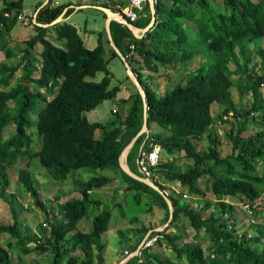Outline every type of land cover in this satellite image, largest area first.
Returning <instances> with one entry per match:
<instances>
[{
	"label": "trees",
	"instance_id": "trees-1",
	"mask_svg": "<svg viewBox=\"0 0 264 264\" xmlns=\"http://www.w3.org/2000/svg\"><path fill=\"white\" fill-rule=\"evenodd\" d=\"M1 2L0 39L5 41L6 34L11 33L24 10V0ZM124 3L123 7L128 6V1ZM52 4L53 0H50L45 6L49 9L42 21L39 18L43 9L37 14L38 23H52L71 5L52 7ZM146 8L149 15L145 23H149L151 12L149 6ZM139 19L132 24L143 28ZM49 33H55L58 40L65 41V48L50 42L47 39ZM111 34L145 90L148 128L152 124L161 128V132L152 134L154 143L174 158L161 162L153 175H159L167 183H177L189 195L200 197L197 207L184 199L189 196L187 193H177L173 189L168 193L170 188L156 181L161 193L122 170L120 157L145 123L144 99L129 76L127 89L130 94L127 100L122 99L123 103L131 102L127 114L122 116L116 110L114 119L106 124L88 122L86 113L94 111L106 100L116 99L122 92L120 85L111 86L112 73L108 69L110 59L121 61V58L111 48L105 31L99 32L97 47L89 49L77 28L67 22L49 28L37 26L36 35L25 42L24 48L15 50L4 42L0 48L5 56L0 62V198L5 197L10 185L9 169L17 168L21 186L39 208L46 209L30 170L34 158H39L53 179L62 183L68 180L72 171L84 168L101 172L110 170L122 176L126 191L154 195L166 210V221L171 216L166 195L174 207L171 218L174 231L153 232L152 236L160 235L154 246L166 245L175 259H162L151 253L153 246L141 251L143 261L136 256L126 264H264V248L261 252L255 249L258 244L264 245V222H252L248 229L237 234L235 203L227 201L229 198L243 200L256 217L261 208L256 202L264 195V172L260 174V169L264 168V129L254 135L247 134L252 122H264V96L259 92L261 85L264 86V46H260L264 41V0H159L156 23L143 38L138 39L128 26L117 21L111 22ZM39 44L43 47L41 59L34 55ZM197 57L204 61L191 70ZM15 59L19 61L15 63ZM180 65L185 69L189 67L185 72V83H172L165 94L160 95L154 87L155 75L162 69L166 72L180 70ZM232 65L234 69L230 68ZM19 71L21 75L17 77ZM98 73L105 74L100 82L90 80ZM179 78L182 79V75ZM13 80L15 86H12ZM233 88L241 93H251L252 105L245 109L236 105L231 92ZM41 101L46 104L39 111L36 124L41 138L38 149L30 131L34 125L30 113ZM214 103L224 106L222 115L234 114V127L228 135L232 152L226 157L221 155L223 145L215 124L219 120L227 122L222 116H213ZM255 113L259 115L255 116ZM12 125L15 133L5 137L6 128ZM208 131L211 132L207 147L198 150L194 141L202 140ZM145 140V135L136 140L128 156L130 162L133 159L135 162ZM144 148L150 150L148 142ZM182 153L192 162L185 171L177 158ZM24 156L29 157L28 163L18 168L19 159ZM134 173L142 178L138 170ZM113 181L104 174L85 182L75 181L81 197L64 201L63 218L54 221L49 232L40 227V239L36 234L34 239L22 237L16 213L12 224L0 222V237L10 235L24 255L52 252V264H59L66 256L67 264H105L102 235L108 231L111 210L96 214L90 233L80 231L78 224L87 215L89 205L96 204L89 192L107 187ZM202 182L206 184L205 191L199 186ZM207 194L213 199L207 198ZM11 197L15 199L14 194ZM134 197L140 204V193ZM211 207H215L211 217L204 218V210ZM184 220L197 233L207 232L211 239V254H206L198 243H183ZM150 229L143 227L142 236ZM250 230L254 231L253 235ZM119 235L123 243L124 231L119 230ZM32 242L35 247L30 249L28 244ZM12 244L9 242L4 246L0 243V264H26L13 261ZM77 251L83 256L82 262L73 255Z\"/></svg>",
	"mask_w": 264,
	"mask_h": 264
},
{
	"label": "rangeland",
	"instance_id": "rangeland-1",
	"mask_svg": "<svg viewBox=\"0 0 264 264\" xmlns=\"http://www.w3.org/2000/svg\"><path fill=\"white\" fill-rule=\"evenodd\" d=\"M48 0H24L23 8L24 10L22 13H24L26 16H33V22L32 24L24 21H18L16 26L13 28L11 33L5 36V41L3 39H0V48L3 45V42L8 44L9 47L15 48V50L19 48H24L26 46V41L30 40L32 37L36 35V27H40L35 22L36 13H39L40 10L43 9L42 13L40 14L39 21H42L43 17L48 13L49 8H45L46 3ZM59 1L60 3H66L72 2L74 4L81 3V0H55ZM166 2L167 0H163ZM220 1V0H219ZM258 1V0H254ZM0 0V9L2 8ZM41 5V6H40ZM75 7V6H74ZM75 11L72 15V17L67 21V23L71 24L72 26L76 27L79 31V34L84 39L87 40L91 39L90 42L86 41L87 45L90 48H93L96 45L97 42V34L93 33L90 34V32L93 30L96 26V18H98L97 27H100L102 24V16L97 13L94 9H86L84 12H79L78 9L74 8ZM83 9V8H81ZM99 15V16H98ZM105 25V23H104ZM103 30H101L102 32ZM100 32V31H99ZM47 39L52 42L54 45L60 48H65V41H60L57 39L55 33H49L47 36ZM95 44V45H94ZM260 46H264V41L260 43ZM43 50V47L41 44L37 45L36 50L34 52V55L41 59V52ZM110 57L107 56V59ZM5 60L4 53L0 50V61ZM114 60V61H113ZM19 59H15L14 62L17 63ZM204 60L200 57H197L195 61L193 62L192 66H190L191 70L197 69L200 64ZM260 60L258 59V62ZM13 62V63H14ZM189 67L187 66L186 69ZM231 69H234L235 66L232 65L230 67ZM109 71L112 73V87L114 86H121L122 92L118 95L116 99H110L104 101L102 104H100L94 111L86 113L85 116L90 123L95 122H101L103 124H106L114 119L113 110L117 109L119 111V114L122 116H125L127 112L129 111V108L131 107V102L123 103L122 99L124 97H129L130 89L128 88L129 80L127 79V71L125 68V65L123 62H121L118 58L110 59L109 65H108ZM180 70H172L166 72L162 69L160 74L155 75V83L154 87L156 91L160 95H164L169 86L173 84H177L179 82L185 83V72L186 69L184 68V65H180L178 67ZM258 70V69H257ZM21 75V72L19 71L17 73V77ZM182 75V79L179 78V76ZM104 73H98L95 78H90V80H93L95 82H100L104 78ZM237 78V77H234ZM16 85V81L13 80L12 86ZM43 92H45L43 90ZM233 99L236 103V105L242 107L243 109L250 107L253 103V96L251 93H241L237 88L231 89ZM259 92L264 96V86L261 85ZM125 93H127L125 95ZM127 97V98H128ZM127 98H124L123 100H127ZM47 99L50 100L51 97L47 96ZM45 102L41 101L34 105L31 113L30 118L33 122V126L31 128V133L33 135V139L36 143V148H41V138H39L37 134V120H38V114L41 108L45 106ZM14 104H12V107ZM116 106V107H114ZM220 106V105H219ZM222 109V106L218 108V104L214 103L212 105V111L213 116H219L218 112ZM259 113H255V116H258ZM221 116V115H220ZM253 116V115H252ZM219 120V118H217ZM227 119V120H226ZM225 121L227 123L222 124L220 121L217 122V125L215 126V129L220 137V140L222 142V149H221V155L222 157H226L231 154L232 152V144L229 140L228 135L230 134L231 130L233 129L234 125L233 122L230 120L228 116H225ZM264 129V122L260 123H254L252 122L250 126L248 127L247 134L254 135L258 131H261ZM151 132L152 133H159L161 132V128L157 126L156 124L151 125ZM142 132V131H141ZM211 131H208L205 136L200 141H194V143L197 145L198 150H204L208 145V135ZM15 133V126H9L6 128L4 135L5 137H9ZM100 134V132H98ZM134 153H137V149L134 151ZM177 158H180L179 165L181 166L182 170H186L188 166L191 165L192 162L185 159V157L182 154H179ZM173 157H169L166 153H163L162 162H167L173 160ZM29 157L24 156L19 159V162L17 164L18 168L25 166V164L28 163ZM132 168L137 172V169H135L134 159L131 161ZM30 170L32 171V174L35 179V185L36 188L39 191L40 199L45 203L46 209L43 210L39 208L32 197L27 193V191L21 186V184L18 181V169L17 168H11L9 169V175H10V185L7 188V193L4 198H0V215L1 219L0 222L5 224H12L13 223V217L14 214L19 217L20 223H21V235L22 237H29L34 239V235L36 234V231L39 230L40 227L45 222L46 226L43 225V227L46 230H49L50 226L47 222H54V218H56L55 215H51L49 213L50 210L54 212V214H60L62 212V205L59 203L61 201L56 200L58 194V188L60 189L59 195L63 198L66 197H73V198H79L76 194H80L79 190L80 188L78 185H74L75 181L84 182L89 180L93 176L97 175H110L112 172L110 170L106 171H95L93 169H80L78 171H72L69 175L68 181L65 183L57 182L53 179V177L50 175L47 169H45L41 163L39 158H34L32 162L30 163ZM264 172V168L260 169V174ZM155 181L158 183L165 185L166 187H169L170 189H166L168 193L171 189L178 191L177 193H187V190L185 188H182L180 185H176L177 183H167L163 178L159 177L157 175V178L153 181V184L162 191L156 184ZM205 183H200V188L203 189V191L206 190ZM124 187H121L118 185H110L101 189H97L92 191L91 199L94 201H100L101 205L94 206L89 205L87 215L82 218L78 224V229L85 233H90L93 227V219L96 216V214L99 212V210H111L112 212V218L109 223L108 231L105 232L102 235V243L104 245L103 250V257L105 259V262L107 264H114L115 261H117L116 264H120L122 261H124L131 251H133V244L136 242V238L134 236L137 234L135 229H139L142 227L146 228H153L155 227L157 231H165L168 230L167 233H171L174 231V227L172 220L166 221V210L165 208L159 203V201H156L157 199L154 197V195H151L149 193H143V192H127ZM165 190V192H166ZM140 193L141 202L140 204L137 202L136 198L134 197L135 194ZM11 194L15 195V199H12ZM56 194V195H55ZM189 195V194H188ZM200 198L198 196H191L184 198L186 201H191L194 205V208L197 207V200ZM207 198L213 199L211 194H207ZM229 202L235 203L236 208V215L238 217V232L237 234H241L244 230L249 228L250 223L255 222L257 224H261L264 222V197L260 200H258L260 205V212L256 215V217H253V213H250V210L247 208V203L243 200H240L238 198H229L227 199ZM12 205V206H11ZM200 207H202V204H199ZM12 207V208H11ZM6 209V210H5ZM13 209V210H12ZM215 210V207H211L210 209L204 210L203 217L209 218L211 217L212 212ZM182 224V223H181ZM145 225V226H144ZM185 226L184 231V237L183 243H198L202 245L204 248L206 254H211V251L209 250L211 246V239L207 232L202 231L197 233L194 231L191 227H189L188 222L184 220L183 224ZM181 225V227H182ZM122 230L124 231V242L121 243L119 239V233L118 231ZM130 230V231H129ZM142 231V232H141ZM140 233H143V230H141ZM251 235H253L254 231L250 230ZM37 235V234H36ZM39 239V238H38ZM15 242L10 235H3L0 237V243L3 245H7L9 242ZM12 242V243H13ZM33 243V242H32ZM264 243V240H263ZM13 243L12 248L10 249L11 256L13 258V261L16 263L22 262L26 264H52V257L53 253H37L34 252L30 254L29 257H26V255L23 254L21 249L18 246ZM31 248L33 249L34 243L30 244ZM129 247H127V246ZM34 246V247H33ZM131 246V247H130ZM264 248V245L258 244L255 248L257 251L261 252ZM137 250V249H136ZM80 255V252L77 251ZM76 252V253H77ZM128 252V253H126ZM134 252V251H133ZM154 254H158L160 258L162 259H175L173 256L174 254L172 251L167 247L166 245H156L152 248V252ZM67 258L66 256L64 259L62 258L59 261V264H67ZM124 259V260H122ZM122 260V261H121ZM121 261V262H120Z\"/></svg>",
	"mask_w": 264,
	"mask_h": 264
},
{
	"label": "crops",
	"instance_id": "crops-1",
	"mask_svg": "<svg viewBox=\"0 0 264 264\" xmlns=\"http://www.w3.org/2000/svg\"><path fill=\"white\" fill-rule=\"evenodd\" d=\"M125 1H127V0H81V3H78V4H74V3H72V2H69L68 4H71V5H69L68 7H66L65 9H64V11H63V13H62V21L61 22H66V20H68V19H70L71 17H72V15H73V13H74V11H75V9L74 8H76V9H78L79 10V12H84L86 9H94V10H96L97 11V13H99V15H101L102 16V24H101V26L100 27H97V22H98V18H96V26H95V28H94V31L92 30L91 32H90V34H93V33H95V34H97V42H96V45L93 47V48H90L88 45H87V43H86V41H88V43L90 42V39H91V35H90V39H84L83 37H82V39H83V41H84V43H85V45L87 46V48H89V49H95L96 47H97V45H98V35H99V31L101 32V30H103V31H105L106 32V22H107V19H108V17H107V14L102 10V8H103V6H109L110 8H111V11H114V12H120L121 10L123 11V10H125V9H127V6L126 7H123V4H125L124 2ZM54 3H56V4H58V5H64V4H66V3H60L59 1H55L54 0ZM55 6H57V5H55ZM75 6V7H74ZM147 6H149V9H150V12H151V21L149 22V23H145L146 22V18H147V16L149 15V13H148V11H147ZM81 8H83V9H81ZM68 10H72V12L70 13V11L68 12ZM67 13H70L69 15H67ZM106 15V17H105V15ZM98 15V16H99ZM155 17V15L153 14V12H152V7H151V5H150V3L148 2L147 4H145V8H144V11H142L141 13H139V23L141 24V26H143V28H138L139 30H142V29H145V28H147L149 25H150V23L152 22V19ZM117 22H119L118 20H116ZM104 23H105V25H104ZM143 23V24H142ZM129 28V27H128ZM130 29V28H129ZM79 32V31H78ZM106 34H107V32H106ZM107 37H108V34H107ZM109 38V37H108ZM65 46H66V42H65ZM64 46V47H65ZM110 55H109V52H108V57H109ZM4 61V60H3ZM114 61V60H113ZM121 61H122V59H121ZM0 62H2V61H0ZM123 62V61H122ZM123 64H124V62H123ZM125 65V64H124ZM126 68V67H125ZM126 71H127V69H126ZM126 76H128V71H127V74H126ZM131 79V78H130ZM132 80V79H131ZM133 82V81H132ZM134 83V82H133ZM135 84V83H134ZM127 93H125V95H126ZM127 97H128V95H127ZM127 97H124V98H127ZM123 98V99H124ZM218 108H220V106L218 105ZM217 110H219V112H218V114L223 110V109H217ZM131 152V151H130ZM130 154V153H129ZM129 156V155H128ZM135 162H137V159L135 158ZM134 162V164H135V166H136V169L138 170V168H137V163H135ZM127 164H128V167L130 168V170H132V172H135L134 170H133V168H132V163L128 160V157H127ZM112 173L110 174V175H106L109 179H114V181L110 184V185H113V184H115V185H120L121 187H124L123 189H127V187H126V185L123 183V178H122V176L121 175H116L113 171H111ZM68 181V180H67ZM66 181V182H67ZM85 182V181H84ZM121 184H123V185H121ZM74 185H76L75 183H74ZM110 185H108V186H110ZM59 192H60V189L58 188V191H57V193L56 194H58V196H57V199L56 200H59V201H61V202H59L62 206H63V203H64V201L65 200H68L69 198H73V197H64L63 198V200H62V197L59 195ZM128 192V191H127ZM55 194V195H56ZM78 197H81V194H76ZM91 195V194H90ZM92 201H94V200H92ZM96 202V204H93L94 206H99L97 203H100L101 204V202L100 201H95ZM6 210V209H5ZM100 211V210H99ZM49 213L51 214V215H55L56 216V218H54V221H58V220H61L62 218H63V216H62V212H60V214H54V212L52 211V210H50L49 211ZM0 219H1V215H0ZM46 222V221H45ZM45 222H43V223H45ZM48 223V225L49 226H51V224L53 223V222H47ZM145 226V225H144ZM143 228V227H142ZM142 228H139V230L138 229H135V231L137 232V234L134 236V238H136V242H135V244H133L132 246H133V248L134 247H136V248H138L141 244H142V242L145 240V238L148 236V234L149 233H151V232H153V231H155V232H157V229L155 228V227H153L152 229H150L149 231H148V233H146L145 235H143L142 236V233H140V231H141V229ZM47 232H49L50 231V228H49V230H46ZM118 233H119V231H118ZM36 234L38 235V237L39 236H41L40 234V230H37L36 231ZM119 239H120V237H119ZM120 241H121V239H120ZM13 241H11V243H12ZM13 243H15L16 245H14V246H18L17 244L18 243H16V241L15 242H13ZM30 244H33V243H29L28 244V246H29V248H31V245ZM1 245H3V244H1ZM13 245V244H12ZM4 246H6V245H4ZM34 246H35V243H34ZM33 246V247H34ZM127 246V245H126ZM127 247H129V246H127ZM131 247V246H130ZM47 253H50V252H47ZM94 254H95V257H96V255H97V252L96 251H94ZM73 255H75V256H77L78 258H79V260H80V262H82L83 261V256L81 255V253H80V255L78 254V252L77 253H75V254H73ZM30 256V254L29 255H26V257H29ZM128 259H130V258H127L125 261H127ZM52 260H53V257H52ZM122 260H124V259H122ZM121 260V261H122ZM120 261V262H121ZM117 263V261H115L114 262V264H116ZM95 264H97L96 262H95ZM105 264H107L106 262H105Z\"/></svg>",
	"mask_w": 264,
	"mask_h": 264
},
{
	"label": "water",
	"instance_id": "water-1",
	"mask_svg": "<svg viewBox=\"0 0 264 264\" xmlns=\"http://www.w3.org/2000/svg\"><path fill=\"white\" fill-rule=\"evenodd\" d=\"M151 7H152V12L153 14L155 15L156 14V6L152 3L151 0H148ZM102 10L107 14V22H106V32L108 34V37H109V42L112 46V48L116 51V53L120 56V58L122 59V61L124 62L125 64V67L128 71V75L129 77L132 79V81L135 83V85L137 86L138 88V91L140 92L141 96L143 97L144 99V102H145V123H144V126H143V130L144 129H147V126H148V121H147V97H146V93H145V90L144 88L142 87L139 79L137 78V76L133 73L129 63L126 61V58L123 56V54L120 52V50L118 49V47L116 46V44L114 43L113 41V38H112V34H111V21L113 20H116L117 18H121L125 21V24L130 28V30L134 33V35L138 38V39H141L144 37V35L146 34V32H148L153 26L154 24L156 23V16L152 19V22L150 23V25L145 28V29H142V30H139L138 28H136L134 25H132L131 23H129L127 20H125V18L119 14V13H115V12H112L111 10L109 9H105V8H102ZM62 16L61 15L59 18H57L53 23L49 24V25H43V24H40V26L42 27H50V26H53L54 24L56 23H59L62 21ZM142 133V132H141ZM141 133H139L137 135L136 138H134L132 140V142L125 148V150L123 151L121 157H120V166L122 168V170L130 175L131 177L149 185L150 187L156 189L157 191L161 192L153 183L151 182H147L145 180H143L142 178L136 176L131 170L130 168L128 167V164H127V157L131 151V149L133 148L136 140L138 139V137L141 135ZM162 193V192H161ZM166 200H167V203H168V206H169V209H170V219L172 218V214L174 212V207H173V203L171 202V200H169L166 196H165ZM123 264V263H122Z\"/></svg>",
	"mask_w": 264,
	"mask_h": 264
},
{
	"label": "clouds",
	"instance_id": "clouds-1",
	"mask_svg": "<svg viewBox=\"0 0 264 264\" xmlns=\"http://www.w3.org/2000/svg\"><path fill=\"white\" fill-rule=\"evenodd\" d=\"M49 1L50 0H48L47 1V3H46V5L49 3ZM128 1V6H127V8H129V0H127ZM149 1L147 0V3H148ZM146 3V4H147ZM55 5H57L58 6V4H56V3H54V0H53V4H52V7H56ZM157 5V4H156ZM155 5V6H156ZM103 8H105L104 6H103ZM144 8H145V5H144ZM105 9H109V10H111V8L108 6V8H105ZM126 10V9H125ZM125 10H121L120 12H115V13H119V14H121L124 18H125V20H127L129 23H133V22H136L138 19H139V17H138V19L136 20V21H131L129 18H127V16H126V14H125ZM143 11H144V9H143ZM112 12H114V11H112ZM139 13H141V12H139ZM37 14L38 13H36V15H35V17L37 16ZM23 16V18L22 19H19V17L20 16ZM62 15V14H61ZM60 15V16H61ZM139 15V14H138ZM59 16V17H60ZM155 16H156V14H155ZM19 17H18V21H24V22H28V23H30V24H32V22H33V19H32V17L33 16H26L24 13H20V15H19ZM58 17V18H59ZM119 18H117L116 20H118ZM116 20H113V21H116ZM55 21V20H54ZM53 21V22H54ZM119 22L118 23H120V24H124V25H126L125 24V21L123 20V19H121L120 18V20H118ZM35 22L38 24V25H40V23H38L37 22V18L35 19ZM52 22V23H53ZM67 22V21H66ZM112 22V21H111ZM60 23V22H59ZM51 24V23H50ZM56 24H58V23H56ZM43 25H49V24H43ZM55 25V24H54ZM133 25V24H132ZM127 26V25H126ZM40 27H42V26H40ZM51 27V26H50ZM44 28H49V27H44ZM137 28V27H136ZM78 30V29H77ZM108 40H109V38H108ZM110 43V42H109ZM110 46H111V44H110ZM111 48H112V46H111ZM121 52V51H120ZM41 57V56H40ZM125 57V56H124ZM126 58V57H125ZM131 67V66H130ZM129 76V75H128ZM137 87V86H136ZM138 89V88H137ZM218 105H220L219 103H217ZM220 106H222V105H220ZM114 107H116V106H114ZM212 109V108H211ZM222 109L224 110V106H222ZM117 109H115V110H113V112H115ZM223 110L219 113V116L221 115L222 116V118H223V120L225 121V116H228L229 118H230V120L231 121H233L232 120V118L234 117V114L233 113H229L228 115H222L223 114ZM212 114H213V111H212ZM147 115V114H146ZM227 120V119H226ZM222 124H225L224 122H222L221 120H219ZM217 124H215V126H216ZM144 126V125H143ZM158 126V125H157ZM142 133H141V135H145V138H146V140H145V142H144V144L142 145V147L140 148V150L141 149H143V150H147V151H151L152 150V148L154 147V146H159L160 148H161V157H160V162H159V164L162 162V157H163V153H165L164 151H163V149H162V147L159 145V144H157V143H154V140H153V136H152V134H154V133H152L151 131V127L150 128H148V126H147V129H144L143 130V128H142ZM140 135V136H141ZM139 136V137H140ZM138 137V138H139ZM148 142V144L150 145V150H148V149H146V148H144V146H145V144ZM132 150V149H131ZM140 150H139V152H140ZM138 156H139V153H138ZM138 156H137V159H138ZM170 157V156H169ZM137 163V162H136ZM159 167V165L158 166H156V167H154L153 169H152V177L151 178H149V179H146L145 177H144V175L140 172V170H139V168H138V165H137V168H138V171H139V173L142 175V179L143 180H145V181H147V182H151V183H153V181L157 178V177H155L154 175H153V170H155V169H157ZM132 171V170H131ZM134 173V172H133ZM135 174V173H134ZM136 175V174H135ZM137 176V175H136ZM139 177V176H138ZM141 178V177H140ZM156 182V181H155ZM156 184V183H155ZM162 192V191H161ZM91 195H92V192H89ZM90 195V196H91ZM166 195V194H165ZM166 197H167V195H166ZM263 197H264V195H263ZM80 198V197H79ZM168 198V197H167ZM262 198V197H261ZM260 198V199H261ZM169 199V198H168ZM259 199V200H260ZM170 200V199H169ZM257 204H259V202H256ZM247 208L250 210V206H249V204H247ZM250 213H252V210H250ZM44 226H46V224L44 223L43 224ZM42 225V226H43ZM153 232H155V231H153ZM153 232H151V233H149L148 234V236L145 238V240L142 242V244L138 247V248H136L137 250L136 251H131L130 252V254L128 255L129 257H127V258H130V259H132L133 257H136V256H138L139 257V259H140V262L141 261H143L142 260V255H141V251H143V250H145V249H149V248H151V247H153L154 245H152V246H149V247H144V245H145V243L146 242H148V240L149 239H151V238H153V237H155V236H159L160 238H161V236L160 235H158V234H156V235H154V236H152V233ZM159 232H162V231H157V233H159ZM38 236V235H37ZM39 239L41 238V236H39L38 237ZM159 238V239H160ZM126 253H128V252H126ZM126 258V259H127ZM125 259V260H126ZM130 259H128L127 261H122L120 264H126Z\"/></svg>",
	"mask_w": 264,
	"mask_h": 264
},
{
	"label": "built area",
	"instance_id": "built-area-1",
	"mask_svg": "<svg viewBox=\"0 0 264 264\" xmlns=\"http://www.w3.org/2000/svg\"><path fill=\"white\" fill-rule=\"evenodd\" d=\"M154 5L158 4L159 0H151ZM147 0H129V8L125 10L127 18L131 21H136L139 17V12H142L144 5ZM21 15L19 19H22ZM161 157V148L159 146H154L151 151L141 149L137 159V165L140 172L144 175L146 179L152 177V169L159 165ZM159 236H155L145 243L144 247H149L154 245L158 240Z\"/></svg>",
	"mask_w": 264,
	"mask_h": 264
},
{
	"label": "bare ground",
	"instance_id": "bare-ground-1",
	"mask_svg": "<svg viewBox=\"0 0 264 264\" xmlns=\"http://www.w3.org/2000/svg\"><path fill=\"white\" fill-rule=\"evenodd\" d=\"M118 20H120V18Z\"/></svg>",
	"mask_w": 264,
	"mask_h": 264
}]
</instances>
